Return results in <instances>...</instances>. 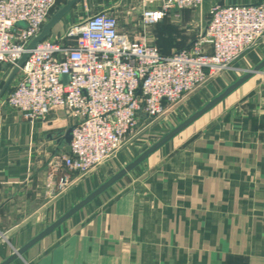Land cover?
<instances>
[{"label": "crops", "instance_id": "1", "mask_svg": "<svg viewBox=\"0 0 264 264\" xmlns=\"http://www.w3.org/2000/svg\"><path fill=\"white\" fill-rule=\"evenodd\" d=\"M67 1L56 0L49 18ZM146 1L80 0L47 39L84 21V9L113 14L121 31L134 34ZM260 3L208 0L200 9L171 11L152 26L158 50L188 48L212 6ZM182 102L178 113L151 126L158 138L149 148H127L105 166L73 176L63 191L48 189L46 176L51 157L67 154L65 112L27 121L0 107V264H264V38Z\"/></svg>", "mask_w": 264, "mask_h": 264}, {"label": "built area", "instance_id": "2", "mask_svg": "<svg viewBox=\"0 0 264 264\" xmlns=\"http://www.w3.org/2000/svg\"><path fill=\"white\" fill-rule=\"evenodd\" d=\"M207 1L142 2L141 30L134 34L121 31L115 15L98 12L28 51L56 0H0V65L12 69L28 53L20 78L0 105L27 121L41 120L56 109L71 121L70 152L49 160L48 189L63 191L73 176L103 165L142 120L161 117L264 38L260 3L212 6L196 40L168 56L149 42L147 29L171 11L200 9ZM0 239L5 233L0 232Z\"/></svg>", "mask_w": 264, "mask_h": 264}, {"label": "water", "instance_id": "3", "mask_svg": "<svg viewBox=\"0 0 264 264\" xmlns=\"http://www.w3.org/2000/svg\"><path fill=\"white\" fill-rule=\"evenodd\" d=\"M80 0H68L65 5H63L61 8L56 10L53 15L47 20L45 25L43 26L40 34L31 41V43L27 46V50H32L35 48V46L38 43L43 42L46 40L52 30V28L63 18V16ZM28 53H25L21 59L17 62V64L12 68V71L10 75L8 76L7 80L5 81L1 91H0V99L3 97L5 92L7 91L8 87L10 86L11 82L15 78V76L18 74L19 69L24 65L26 59H27ZM64 143L66 145L65 151L66 153L70 152V141H71V129H68L66 133L63 136ZM155 148H152L150 151L154 150ZM146 155V154H145ZM143 155L140 159L135 161L132 165H130L127 169L121 171L118 173L115 177H113L110 181H108L103 187L95 191L92 195H90L87 199H85L78 207L61 217L59 220H57L53 225L48 227L37 239L34 240L36 242L37 240L41 239L42 237L50 234L53 230H55L59 225H61L64 221H66L69 217H71L79 207L87 204L90 200H92L94 197H96L99 193H101L103 190H105L107 187H109L113 182H115L117 179L122 177L126 172H128L130 169H132L134 166H136L143 158ZM33 242V243H34ZM27 247L22 249L19 254L23 253L26 250Z\"/></svg>", "mask_w": 264, "mask_h": 264}, {"label": "rangeland", "instance_id": "4", "mask_svg": "<svg viewBox=\"0 0 264 264\" xmlns=\"http://www.w3.org/2000/svg\"><path fill=\"white\" fill-rule=\"evenodd\" d=\"M204 8V7H203ZM206 10V9H205ZM204 10V11H205ZM210 11V10H209ZM98 12H91L88 9H84L82 11L83 16H90L93 14H96ZM125 13V12H123ZM118 14H122V12L118 13ZM88 15V16H87ZM206 20H207V16H205V18L203 19V25L204 23L206 24ZM138 31L141 30V27L139 25ZM153 27H150L149 29H147V37L149 42L154 45L157 49L160 50V45L162 44L160 41V38L156 37V35L154 34L153 31ZM162 47V46H161ZM12 69L8 66L5 65H0V91L5 83V81L7 80L8 76L10 75ZM226 72V71H225ZM223 72V73H225ZM223 73H220L219 75H217L214 79L212 80H216L219 76H221ZM20 78L19 73L15 76V78L13 79V81L11 82L10 86L8 87L7 91L5 92V94L3 95V97L8 93V91L12 88V85H15L18 81V79ZM211 80V81H212ZM199 89V88H198ZM183 101V100H182ZM178 103L175 106H172L171 108H169L165 114H163L161 117L155 119V120H150L149 122H146L142 125H138L137 129L129 136V138L127 139L125 145L115 154L113 155V157H111L109 160L110 161L112 159L115 158L116 155H118L119 153H121L122 151H124L127 148H134L136 149V152L141 153L144 150H146L147 148H149L156 140L158 137L155 136V134L150 132L151 126L155 123H157L159 120H161L162 118L166 117V116H171L172 114H176L179 111V108L181 107L183 102ZM0 107H5V105H0ZM105 162L104 165H101L99 167L105 166L106 163ZM97 167V168H99ZM95 168V169H97Z\"/></svg>", "mask_w": 264, "mask_h": 264}, {"label": "trees", "instance_id": "5", "mask_svg": "<svg viewBox=\"0 0 264 264\" xmlns=\"http://www.w3.org/2000/svg\"><path fill=\"white\" fill-rule=\"evenodd\" d=\"M159 52H160V51H159ZM160 53H161L162 55H164V56H168V55H166V54H164V53H162V52H160ZM172 53H173V52H172ZM172 53H170V54H172ZM170 54H169V55H170ZM10 90H11V89H10ZM10 90H9V91H10ZM9 91H8V92H9Z\"/></svg>", "mask_w": 264, "mask_h": 264}]
</instances>
